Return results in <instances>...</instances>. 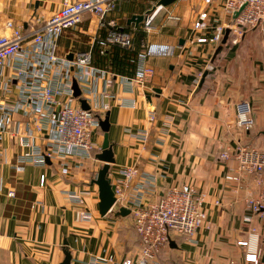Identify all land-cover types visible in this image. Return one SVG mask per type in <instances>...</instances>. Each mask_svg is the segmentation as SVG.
Returning a JSON list of instances; mask_svg holds the SVG:
<instances>
[{
    "label": "crops",
    "instance_id": "crops-1",
    "mask_svg": "<svg viewBox=\"0 0 264 264\" xmlns=\"http://www.w3.org/2000/svg\"><path fill=\"white\" fill-rule=\"evenodd\" d=\"M64 1L0 0V35L10 32L6 27L10 20L24 33L34 32ZM204 8V0H178L169 6L158 0H118L113 16L121 28L134 34L137 44L140 36L147 37L148 65L154 73L131 85L114 77L107 88L114 98L105 99L110 108L103 111L98 105L108 74L102 71L92 77L86 71L96 92L89 95L93 102L88 105L102 112V120L110 116L109 139L116 160L110 169L112 183H119L124 168L140 170L130 181L127 200L106 216L100 214L99 187L94 182L104 165L97 155L105 132H94L95 149L90 157L60 154L54 148V120L47 114L48 118L40 117L42 103L28 99L15 66L22 62L31 78L45 69L48 74L74 77L69 63L79 52L90 51L102 33L97 18L87 14L75 29L56 39L59 60L55 65L49 62L50 42L35 43L29 38L21 52L0 68V264H62L66 250L72 254L71 264H96L98 257L111 256L120 264L132 257V212L126 216L116 212L131 210L128 199L137 194L144 175L155 178L154 188L143 194L145 202L159 200L171 186L188 184L204 196L208 214L194 240L176 236L159 253L162 264H264V217L248 205L258 190L256 181L252 177L228 179L237 163L221 158L239 143L264 147V26L248 31L239 44H224L216 54L218 47L197 42L199 37H210L212 28H193ZM213 10L212 27L224 18L218 4ZM168 14L179 19L168 20ZM135 16L143 18L136 22ZM149 19L151 32L146 31ZM106 59L95 55V62L103 67H107ZM127 74L133 76L136 71ZM82 90L75 97V105L81 108V99L87 98ZM244 100L253 107L250 130L237 125L238 105ZM51 111L57 113L58 107ZM143 132L148 133L146 142L140 138ZM26 139L30 146L21 143ZM34 149L57 153L43 165L21 161L24 153ZM71 193L78 194L82 202L72 201ZM84 210L92 213L90 220L78 218ZM253 229L258 236L252 243L258 263L248 262V248L238 244L248 240ZM139 253L137 244L132 258L137 259Z\"/></svg>",
    "mask_w": 264,
    "mask_h": 264
},
{
    "label": "built area",
    "instance_id": "built-area-1",
    "mask_svg": "<svg viewBox=\"0 0 264 264\" xmlns=\"http://www.w3.org/2000/svg\"><path fill=\"white\" fill-rule=\"evenodd\" d=\"M204 4L205 8L198 12L193 28L199 31L212 28V35L197 38L198 43H209L215 47L224 45L223 39L229 29L230 33L226 43L239 44L248 31L264 26V0H204ZM217 4L223 11L224 18L217 20L219 23L212 27L209 21L214 12L213 6ZM117 9L118 0H65L62 8L34 32L26 34L22 27L16 26L10 20L6 23L10 32L0 35V68L6 65L9 58L21 52L24 43L29 38L35 43L50 42L51 50L48 56L50 66H53L59 60L56 56V39L64 32L75 29L83 22L87 14L97 18L98 30L102 33L96 36V44L90 51L79 52L76 59L69 63L68 69H74V77L67 76L65 73L48 74V69H45L38 70L31 78L27 69L23 68V63L15 62V66L19 69L20 80L24 82L25 89L29 93L26 96L30 101L36 100L42 103L41 111L38 110L41 118H48L47 115H49L56 124L57 136L53 138V141L54 148L60 154H83L90 157L95 149L94 132L101 130V111H94L91 106L90 109L85 110L75 105L74 80L77 81L81 90L83 89L82 92L87 94L85 99L87 103L91 104L93 99L89 95L93 92L96 94V92L94 87L90 86L92 82L90 78H86V71L89 70L92 77L102 71L108 74L105 78L106 89L101 93L102 104L98 105L103 111H107L110 105L105 102V99L114 98V94L108 93L107 88L112 85L114 77H121L125 85H131L134 80L145 81L154 73V69L148 65L150 53L147 37L140 36L137 44L134 34L121 28L118 18L113 16ZM237 11H240V14L233 19ZM167 19L178 20L179 18L168 14ZM152 27L149 19L146 21V31L151 32ZM115 48L136 51L134 67L136 75H128L115 66L113 60ZM95 55L106 56L107 67L97 64ZM54 106L58 107L57 113L51 111V107ZM237 115V125L240 128L250 130L254 127L253 107L250 101L244 100L239 103ZM38 129L42 128L38 126ZM140 138L146 142L148 133H141ZM21 143L30 146L27 139L21 140ZM56 150L43 153L34 149L24 153L20 159L23 162L43 165L47 157L51 158L57 153ZM221 158L232 159L237 163L233 172L227 176L228 179L237 181L242 177H252L256 181L258 190L249 197L248 205L254 212L264 217V147L239 143L233 149L224 151ZM139 174L140 170L135 166L121 170L123 178L118 181L119 183L114 184L116 195L114 207L127 200L126 191L130 187V181ZM143 177L145 181L137 184V194L128 199L132 202L133 224L141 241L140 253L137 259L128 257L120 264H162L159 261V253L170 244L174 237L182 236L192 241L207 221L208 214L203 208L204 196L198 193L192 185L171 186L166 189L159 200L145 202L143 194L154 188L155 178L147 177V175ZM10 195H14V192ZM69 197L72 201L82 202V198L76 193H71ZM78 218L90 220L92 213L84 210L78 213ZM247 220L251 218L248 217ZM257 238L256 230L253 229L248 240L238 242L240 246L248 248L246 260L251 263L259 261L256 246L252 245ZM94 263L115 264V260L112 256L98 257Z\"/></svg>",
    "mask_w": 264,
    "mask_h": 264
},
{
    "label": "water",
    "instance_id": "water-1",
    "mask_svg": "<svg viewBox=\"0 0 264 264\" xmlns=\"http://www.w3.org/2000/svg\"><path fill=\"white\" fill-rule=\"evenodd\" d=\"M178 0H161L160 4L163 6H169L175 3ZM240 14V11H237L234 14L233 19ZM137 18V19H136ZM143 17H133V21H141ZM230 30L227 29L226 34L223 39V44H225L228 40ZM223 45H220L217 49V53L222 49ZM74 89V97L78 98L81 96V90L76 80L73 82ZM82 108L85 110L90 109L87 101L85 99H81ZM101 129L105 132L104 142L102 144V150L97 155V158L104 163L101 169L98 172L97 178L95 179V183L99 187V210L102 216H106L108 213L113 212V207L116 203V195H115V185L112 183V179L110 177V169L111 164L116 162L114 158L113 145L109 139V130H110V116L107 114L104 120L101 121ZM131 213L130 209L121 208L116 215L126 216ZM172 244V241H171ZM66 258L62 264H71L72 263V254L70 251H65Z\"/></svg>",
    "mask_w": 264,
    "mask_h": 264
},
{
    "label": "trees",
    "instance_id": "trees-1",
    "mask_svg": "<svg viewBox=\"0 0 264 264\" xmlns=\"http://www.w3.org/2000/svg\"><path fill=\"white\" fill-rule=\"evenodd\" d=\"M136 54V51L115 48L113 51V60L115 66L122 72L133 73L135 67Z\"/></svg>",
    "mask_w": 264,
    "mask_h": 264
},
{
    "label": "rangeland",
    "instance_id": "rangeland-1",
    "mask_svg": "<svg viewBox=\"0 0 264 264\" xmlns=\"http://www.w3.org/2000/svg\"><path fill=\"white\" fill-rule=\"evenodd\" d=\"M132 225H133V229H132V231H133V233H132V239H133V248L131 249V252H132V254H133V256L135 255V253H136V250H137V244H139L140 245V237H138V234L136 233V230H135V227H134V224L132 223ZM136 241L138 242L137 244H136ZM132 256V257H133Z\"/></svg>",
    "mask_w": 264,
    "mask_h": 264
}]
</instances>
